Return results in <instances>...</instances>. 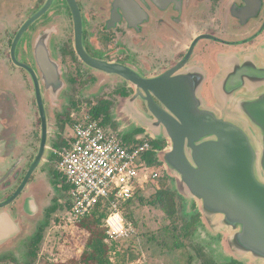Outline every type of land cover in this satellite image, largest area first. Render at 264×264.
<instances>
[{"label": "flooded vegetation", "instance_id": "1", "mask_svg": "<svg viewBox=\"0 0 264 264\" xmlns=\"http://www.w3.org/2000/svg\"><path fill=\"white\" fill-rule=\"evenodd\" d=\"M92 64L129 69L144 79L189 76L207 106L223 109L233 93L227 79L264 65V0H0L3 238L16 240L20 227L34 221L41 203L52 198V190L65 192V181L51 169L47 175L52 186L45 187L42 179L33 184L39 168L22 188L44 125L51 160L55 150L67 145L63 127L72 126L77 117L72 112L83 105L91 112H107L100 123L124 140L143 137L144 132L135 133L144 128L131 125L132 132L123 131L128 124L112 112L126 102L119 113L138 119L144 111L151 120L147 102L132 97L137 94L129 89L130 82ZM154 142H160L159 149ZM151 144L158 153L169 148L168 141L151 139ZM32 198L38 216L32 213ZM67 201L68 193L65 203L54 201L58 211L65 212Z\"/></svg>", "mask_w": 264, "mask_h": 264}, {"label": "water", "instance_id": "2", "mask_svg": "<svg viewBox=\"0 0 264 264\" xmlns=\"http://www.w3.org/2000/svg\"><path fill=\"white\" fill-rule=\"evenodd\" d=\"M92 66L135 87V99L147 102L151 117L143 113L138 120L155 139L169 143L157 153L158 160L178 178L185 194L201 203L205 219L217 218V229L232 231L231 251L264 261V65L227 79L233 93L223 109L207 106L189 76L144 79L129 69ZM46 136L44 125L39 152L22 188L46 159ZM35 202L32 198L34 216L40 210ZM4 232L0 227V246L10 241L3 238Z\"/></svg>", "mask_w": 264, "mask_h": 264}, {"label": "rangeland", "instance_id": "3", "mask_svg": "<svg viewBox=\"0 0 264 264\" xmlns=\"http://www.w3.org/2000/svg\"><path fill=\"white\" fill-rule=\"evenodd\" d=\"M129 89L132 90L135 87L131 85ZM132 97L135 99V95ZM123 105L125 106L127 103L123 102L119 108L117 107L116 112H112L113 118L121 119L122 124H128V129L124 128L123 131L132 132L131 125L132 127L143 128L140 120L134 116H130L128 113H119ZM90 108V106L83 105L79 111L72 113L77 112L76 116L91 113ZM118 129L121 128L117 127L115 130ZM63 133L66 137L71 136V125L63 127ZM149 133L144 129L142 136L147 139H155ZM55 141L57 142L56 139H52V143ZM163 141L167 142L166 139ZM49 146H52L51 143ZM51 156L52 153L49 151L37 172L38 180L35 179L33 184H38L42 179V184L45 187L47 185L52 186L51 178L47 174L50 169L56 170V161L51 160ZM159 168L163 170V177L148 183L133 201L123 207L124 216L128 222L133 224L136 235L123 240V243L118 245L117 256L109 255L111 264H225L231 260H237L242 264H264V261L257 260L250 255L242 254L246 255L242 256L233 250L231 251L229 239L233 235L232 231L217 229V218L209 220L201 214V220L195 229L193 228L192 234L188 238L176 231L175 226H182L184 221L189 220L194 213L201 212V203L185 194L178 178L171 170H166L163 162L162 167ZM161 189H171L178 194L177 201L180 212L176 219H168L163 211L148 204L155 193ZM51 193L52 198L47 199L46 202L43 201L44 203L41 204L39 216L34 221H26L24 227H21L19 237L14 241H9L4 246H0V264H86L90 231L81 225H75L64 219L63 208L49 217V224L43 232V241L38 248L37 257L33 259L29 254L32 250L30 246L32 238L47 220L46 211L48 207L53 206L56 199H62V202L65 203L69 186L68 190L63 193L54 190ZM194 204L196 210L192 208ZM98 211L99 214L107 213L108 209L105 207ZM178 244L183 246L179 248ZM135 245L138 246L135 247ZM89 264L93 263L90 262Z\"/></svg>", "mask_w": 264, "mask_h": 264}, {"label": "built area", "instance_id": "4", "mask_svg": "<svg viewBox=\"0 0 264 264\" xmlns=\"http://www.w3.org/2000/svg\"><path fill=\"white\" fill-rule=\"evenodd\" d=\"M71 127L67 145L54 151L56 171L69 186L63 218L80 225L107 207V242L135 236L136 229L126 220L122 203L162 175V168L151 167L147 161L150 154L158 153L151 139L124 140L118 132L105 129L90 112L73 118Z\"/></svg>", "mask_w": 264, "mask_h": 264}, {"label": "trees", "instance_id": "5", "mask_svg": "<svg viewBox=\"0 0 264 264\" xmlns=\"http://www.w3.org/2000/svg\"><path fill=\"white\" fill-rule=\"evenodd\" d=\"M91 114L96 119H99L102 114L107 115V117L109 116L107 112L103 113V112L93 111L91 112ZM143 132H144L143 130H137L135 134H141ZM154 143H155L154 144L155 149H159L160 142H154ZM62 145H63L62 143L61 144L57 143L55 146L62 147ZM54 160L56 161V159ZM147 161L151 167L154 168L162 167V163L158 160L155 153L150 154L148 156ZM55 172L57 173L56 170ZM64 190H68V186L67 187L65 186ZM135 197L129 202L133 201ZM177 197L178 194L175 191H172L171 189H161L155 193L154 197L150 200L148 204L157 207L158 209L163 211V213L166 215L168 219H172V218L176 219L177 214L180 212V206L177 201ZM56 203L49 209L48 219L43 223V225L38 229L36 235L32 238L30 244L32 250L30 251L29 254L33 259L37 257L38 248L43 241V232L49 224V217H51L52 214L58 211V206ZM127 203H122V207H124ZM192 208L193 210H196V205L194 204ZM106 216H107L106 213L99 214V211H97L92 216L84 219L80 224L81 226H83L84 228L90 231V238L87 243L88 253L85 259L86 264H89L90 262L93 264H111L112 261L109 255H112L113 252H115L116 256L118 255V245L122 244L123 242L120 241L111 244L107 242L106 230L104 228ZM200 220H201V213L200 212L194 213L189 220L184 221L182 226L179 225L177 227L175 226V230L178 231L180 234H182L184 237L188 238L192 234L193 228L195 229L196 225L199 223ZM137 246L138 245H135V247ZM177 246L181 248L183 245L178 244ZM225 264H242V263L237 260H231L230 262H227Z\"/></svg>", "mask_w": 264, "mask_h": 264}]
</instances>
